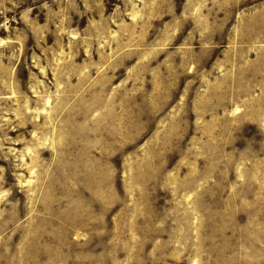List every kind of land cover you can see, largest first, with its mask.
<instances>
[{
    "label": "rangeland",
    "instance_id": "obj_1",
    "mask_svg": "<svg viewBox=\"0 0 264 264\" xmlns=\"http://www.w3.org/2000/svg\"><path fill=\"white\" fill-rule=\"evenodd\" d=\"M0 264H264V0H0Z\"/></svg>",
    "mask_w": 264,
    "mask_h": 264
}]
</instances>
